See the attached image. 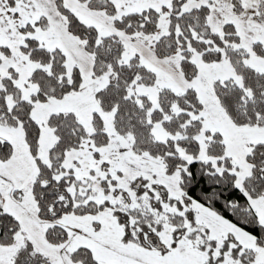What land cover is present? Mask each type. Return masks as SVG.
Here are the masks:
<instances>
[{
    "label": "snow or ice",
    "instance_id": "6c2138e0",
    "mask_svg": "<svg viewBox=\"0 0 264 264\" xmlns=\"http://www.w3.org/2000/svg\"><path fill=\"white\" fill-rule=\"evenodd\" d=\"M0 264H264V0H0Z\"/></svg>",
    "mask_w": 264,
    "mask_h": 264
}]
</instances>
